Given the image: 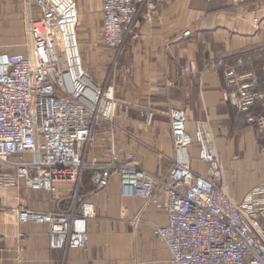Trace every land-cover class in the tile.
<instances>
[{
  "label": "built area",
  "instance_id": "built-area-1",
  "mask_svg": "<svg viewBox=\"0 0 264 264\" xmlns=\"http://www.w3.org/2000/svg\"><path fill=\"white\" fill-rule=\"evenodd\" d=\"M23 1L31 2L38 15L26 12L25 52L0 53V187L23 184L53 194L59 184L78 185L81 175L90 172L94 191H101L115 176L124 196L147 201L158 194L166 197L167 223L155 235L168 252V264H264V183L234 200L210 129L200 125L188 133L182 110L169 113L174 161L161 175L139 169L131 154H124L123 161L110 150L88 155L95 131L113 124L112 81L98 84L84 68L74 0ZM98 1L101 44L115 66L140 11L150 16L155 4ZM228 1L237 7L248 0ZM262 54L264 46L241 52L235 67L224 69L221 100L264 135V68L259 75L241 70ZM184 69L194 73V63ZM145 118L149 124L151 116ZM192 147L205 168L201 173L191 167ZM256 147L264 164V142ZM14 213L19 224L45 225L51 249L82 250L94 207L83 201L67 212L18 208Z\"/></svg>",
  "mask_w": 264,
  "mask_h": 264
},
{
  "label": "crops",
  "instance_id": "crops-1",
  "mask_svg": "<svg viewBox=\"0 0 264 264\" xmlns=\"http://www.w3.org/2000/svg\"><path fill=\"white\" fill-rule=\"evenodd\" d=\"M74 1L79 43L90 46L97 57L99 48L104 49L106 76L116 97L113 124L95 131L88 155L110 150L123 161L124 154H131L139 169L161 175L174 161L169 113L180 109L188 133L200 125L210 129L234 200L264 183L256 147L264 135L221 100L224 69L235 67L241 52L264 46V0L237 7L228 0H152L155 12L146 16L140 11L115 66L101 44L100 2ZM27 11L38 15L31 2L0 0L1 54L25 52ZM189 62L194 73L184 69ZM263 68L264 54L241 70L259 75ZM146 115L151 116L149 124ZM190 154L192 169L203 172L195 147ZM83 201L93 205L94 217L86 223L87 246L82 250L51 249L45 225L19 224L14 213L18 208L67 212ZM165 206L161 194L149 201L124 196L115 176L103 190L94 191L90 172L81 175L78 185L59 184L53 194L23 184L0 187V264H168V252L155 235L167 223Z\"/></svg>",
  "mask_w": 264,
  "mask_h": 264
},
{
  "label": "rangeland",
  "instance_id": "rangeland-1",
  "mask_svg": "<svg viewBox=\"0 0 264 264\" xmlns=\"http://www.w3.org/2000/svg\"><path fill=\"white\" fill-rule=\"evenodd\" d=\"M257 22V21H256ZM258 27V23H257ZM80 48L82 51V60H83V65L84 68L86 69L87 73L89 74V77L96 83H101L104 81L107 76L106 74L109 71V66L106 58L102 59V53L104 49L102 47L99 48L98 50V57L94 56L91 51V47L86 45V46H81ZM107 53V52H106ZM105 55V54H104ZM96 57L98 58V61L95 62Z\"/></svg>",
  "mask_w": 264,
  "mask_h": 264
}]
</instances>
